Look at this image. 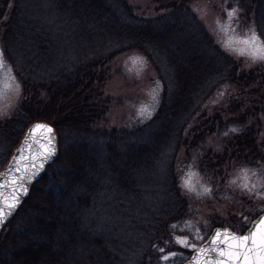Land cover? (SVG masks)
<instances>
[{
	"label": "trees",
	"instance_id": "trees-1",
	"mask_svg": "<svg viewBox=\"0 0 264 264\" xmlns=\"http://www.w3.org/2000/svg\"><path fill=\"white\" fill-rule=\"evenodd\" d=\"M238 5L264 40V0ZM155 9L143 17L127 0H0L1 47L21 85L16 111L0 120V166L34 121L53 126L58 149L1 228L0 264H166L174 225L189 214L181 150L218 133L220 152L200 161L202 171L264 162L243 113L231 132L204 108L223 85L264 89V69H241L185 0H156ZM128 51L154 67L160 102L144 124L108 128L103 86Z\"/></svg>",
	"mask_w": 264,
	"mask_h": 264
},
{
	"label": "rangeland",
	"instance_id": "rangeland-1",
	"mask_svg": "<svg viewBox=\"0 0 264 264\" xmlns=\"http://www.w3.org/2000/svg\"><path fill=\"white\" fill-rule=\"evenodd\" d=\"M185 1L202 22L214 43L239 62L241 69L244 71L264 69V60L253 59L252 50L243 43V40L251 35L250 30H255L260 37L261 45H264V40L253 22H243L238 0ZM127 2L143 17H153L158 13L155 9L156 0ZM230 12L234 15L229 16ZM260 54L264 53H258ZM0 56L4 61V68L0 71V120H5L17 109L21 99V85L12 66L5 59L1 37ZM3 84L11 86L3 88ZM103 92L111 99L105 126L130 128L144 124L154 114L160 102L161 83L154 67L143 54L128 51L118 55L110 63ZM204 108L207 116L211 118L216 116L222 122V128L227 126L228 131L236 129L235 132L242 130L237 118L243 113L246 116L243 126L250 129L249 132L254 139L256 137L257 146L264 155V89L254 85L245 88L233 84L223 85L207 100ZM220 137L218 133H210V136L198 141L199 144L189 154L182 149L180 156L178 155L177 181L180 192L187 201L189 214L183 221L174 225L177 232L174 233L173 240L168 241L169 247L165 248L162 257L166 264L187 260L190 255L184 251L189 249L192 253L207 239L214 228L226 227L242 234L250 223L264 212V162L251 165L229 162L215 171L206 167H203V171L200 169L199 163L203 162L207 154L211 158L219 154ZM172 148L171 145L166 149L168 156ZM11 155L0 166L1 170L6 167ZM243 170H247L246 174ZM189 176L193 191H188L182 186L183 181ZM233 180L236 181L235 184L231 183ZM244 183L248 184L247 189L242 187ZM204 187L209 188L210 193L203 194ZM186 237L189 239L188 246L176 243L177 239ZM165 256L169 258L165 260Z\"/></svg>",
	"mask_w": 264,
	"mask_h": 264
},
{
	"label": "snow or ice",
	"instance_id": "snow-or-ice-1",
	"mask_svg": "<svg viewBox=\"0 0 264 264\" xmlns=\"http://www.w3.org/2000/svg\"><path fill=\"white\" fill-rule=\"evenodd\" d=\"M229 16H233L234 13H228ZM251 35L243 40V43L248 45L252 50L251 55L253 59L264 60V54L258 55V53H264V45L260 44V37L256 34L255 30H250ZM243 54V51H241ZM4 68V61L2 56H0V71ZM10 84H3V88L10 87ZM18 87V85H17ZM229 131L235 132L236 129H230ZM47 133V146L43 153H38L32 156L30 159L23 156V154L16 159L14 167L19 170L21 161H26L23 167L29 171L25 175L19 177L20 183L17 188L14 189L13 193L9 197L11 203L7 204V207H0V223L11 214V211L16 207L19 202L20 188H23V181L25 179L31 180L32 176L35 175L31 171L33 168H42L43 162L54 154L52 150L53 137L51 136L52 129L48 126L37 124L28 133V137H32L35 133ZM227 135V133H225ZM39 139V137H37ZM246 174L247 170H243ZM14 183L16 179L14 178ZM231 183L235 184L236 181L233 180ZM182 186L188 191H193L191 185V177L183 181ZM244 189L248 188V184L244 183L242 185ZM26 191V189H25ZM210 189L207 187L203 188V194L210 193ZM0 195H3L0 193ZM247 219V218H245ZM190 227V226H189ZM198 239H203V237H198ZM177 244L181 246H188L189 239L186 237L184 239H177ZM194 247V245H193ZM215 254V256H213ZM196 260L195 264H199V258L201 256L205 257L204 264H264V217H260L257 221L252 223V227L243 234H236L228 230L220 231L217 230L212 238L208 242L207 248H201L200 251L195 253ZM169 257L165 256L164 259L167 260Z\"/></svg>",
	"mask_w": 264,
	"mask_h": 264
},
{
	"label": "water",
	"instance_id": "water-1",
	"mask_svg": "<svg viewBox=\"0 0 264 264\" xmlns=\"http://www.w3.org/2000/svg\"><path fill=\"white\" fill-rule=\"evenodd\" d=\"M41 124L48 126L52 129L51 136L53 137V144H52V150L54 151V154L51 156V158L45 160L43 162V167L42 168H33L31 169L32 172L35 173V175L32 176L31 180L25 179L23 183V188H20V196H19V202L16 204V206L27 196L29 188L33 182L38 180L40 176L42 175L45 167L49 164H51L57 157V138L56 135L54 134V128L48 124L47 122L44 121H36L33 122L25 131L24 136L22 137L20 144L18 145L17 149L14 150L13 155L11 156L9 162L7 163L6 167L4 170L0 172V193L3 195H0V207H7L8 203H11V199L9 198L11 194L13 193L14 189L17 188L18 184L20 183L19 177L21 175H25L29 170L23 167V164L26 161H21V165L19 166V170H17L16 167H14L15 161L17 158H19L22 154L26 158H31L34 155H37L38 153H43L45 151V147L47 146V133H41L37 132L35 133L32 137H28V133L31 129L34 128L35 125ZM39 137V139H37ZM14 178L16 179V182L14 183ZM26 189V191H25ZM16 210V207L11 211L10 215H7V217L3 220L2 223H0V230L2 226L10 220V218L13 216L14 212ZM260 217H264V212L259 214L249 225V227L244 231L246 233L251 227L252 223L257 221ZM224 231L228 230L230 232H233L231 229L226 228V227H216L214 228L207 239L202 242L199 247L192 253L190 258L185 261L183 264H195L196 256L195 253L200 251L201 248H207L208 247V242L212 238L213 234L217 231ZM235 233V232H233ZM238 234V233H236ZM243 234V233H242ZM215 256V254H213ZM205 257L201 256L199 258V264H204Z\"/></svg>",
	"mask_w": 264,
	"mask_h": 264
}]
</instances>
